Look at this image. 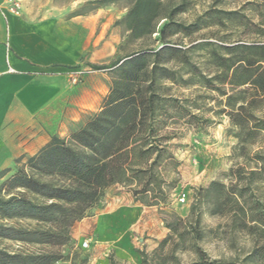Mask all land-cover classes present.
I'll return each mask as SVG.
<instances>
[{"label": "trees", "instance_id": "16d2710c", "mask_svg": "<svg viewBox=\"0 0 264 264\" xmlns=\"http://www.w3.org/2000/svg\"><path fill=\"white\" fill-rule=\"evenodd\" d=\"M117 1L87 0L70 15H83ZM127 1V11L120 21L128 37L139 39L156 33L158 45L130 52L108 65L92 64L95 70L111 73L100 109L87 114L67 137L53 135L34 155L17 158L16 162L23 165L0 183V238L47 245L50 249L24 252L0 248V264H54L62 260L65 256L59 248L68 242L71 227L89 215L111 185H128L137 198L157 196L154 189L159 187V181L153 169L170 158L165 156L161 135L165 119L174 117L169 108L181 109L185 117H192L180 100L164 97L156 90L160 80L192 81V76L183 78L179 69L167 66L176 60L190 65L186 49L169 39L178 33L192 34L210 23L212 17L222 24L223 18L238 15L234 10L210 8L193 22L184 23L174 16L185 11L190 0H180L170 7L164 0ZM221 47L226 53L211 52L217 71L211 76L200 73V81L225 96L220 111L227 114L233 126L246 136L264 133V118L252 110L264 102V43L237 42ZM215 82L227 83L230 89ZM249 90L251 93L243 95ZM255 158L258 167L247 171L241 184L225 185L213 180L198 188L199 205L193 204L190 210L193 221L175 217L167 224L168 234L154 250L141 251V264H236L211 259L197 245L196 241L203 237L198 226L203 202L210 204L211 214H226L235 229L252 236L254 246L249 257L263 258L264 205L254 194L253 184L255 175H262L264 185V155L256 153ZM8 172L9 169L2 170L0 177ZM29 194L43 200L36 201ZM13 218H28L42 225L26 227L2 222ZM177 249H192L197 259L180 263Z\"/></svg>", "mask_w": 264, "mask_h": 264}, {"label": "rangeland", "instance_id": "374dc122", "mask_svg": "<svg viewBox=\"0 0 264 264\" xmlns=\"http://www.w3.org/2000/svg\"><path fill=\"white\" fill-rule=\"evenodd\" d=\"M23 1L28 7L40 9L52 7L51 10L61 8L65 14L70 15L87 0H11L9 9L21 11ZM179 1L164 0L167 7ZM128 4L127 0H119L86 12V14H94L97 18L96 32L85 54V57L93 58L92 63L108 65L130 52L158 45L155 39L156 33L139 39L128 37V31L120 21L127 11ZM210 8L234 10L238 12L239 17L237 15L223 18L222 24L217 23L212 17L210 23L190 35L178 33L171 36L170 42L186 49L190 65H183L176 60L169 62L167 66L179 69L183 78L192 76V81L173 83L164 79L158 82L156 88L164 97L180 100L192 115L185 117L183 115L185 111L169 108V113L174 117L165 119L166 124L161 130V135L165 156L169 155L170 158L153 169V176L159 181V187L154 189L157 196L152 198L149 194L147 197L140 195L139 198L136 197V200L144 205L157 207V216L162 221V227L167 229L166 235L169 232L167 224L175 217L193 221L194 217L191 216L190 210L193 204L199 205L198 188L207 186L213 180L221 181L225 185L235 182L241 184L247 176V171L255 170L259 165L255 154L264 155V133L258 132L255 136H246L244 131L233 126L227 114L220 111L224 108L225 96H221L219 91L200 81L199 77L200 73L211 76L218 69L211 58L212 50L226 53L222 45L237 42L264 43V0H190L187 9L177 13L174 18L184 23L193 22ZM219 16L223 15L219 14ZM200 43H210V45H199ZM87 65L93 72H91L94 76L93 83L98 87V93L100 90L106 92L111 83L110 71L94 70L90 64ZM191 68L192 71H188ZM215 84L219 83L215 82ZM219 85L226 90L230 89L227 83ZM249 93L250 90L243 95ZM252 110L256 116L264 118V102ZM23 163L16 162L14 166L9 167L6 177L20 168ZM261 176L255 175L253 192L264 205V185ZM122 192L133 194L131 188L125 184L107 187L100 203L91 209L87 216L97 214L111 201L112 196ZM181 194L185 195L182 202L179 199ZM29 196L36 201L43 200L33 194ZM209 205L203 202L199 207L198 226L203 231V237L196 241L206 255L211 259L231 261L236 264H264V257H249L254 246L252 236L235 229L226 214H211ZM2 222L26 227L42 225L28 218H13ZM78 222L71 227L68 242L59 248L65 257L54 264H94L93 255L96 253L94 223L91 219L82 224ZM135 236L136 234H133L132 250L139 256L137 262L123 259L110 250L106 251L108 264H141V251L151 253L154 249L147 250L145 244H142L148 235H142V241ZM85 240H89L88 247L82 246ZM0 248L24 252L50 249L47 245L21 243L3 238H0ZM175 254L180 263H189L197 259L192 249L183 251L177 249Z\"/></svg>", "mask_w": 264, "mask_h": 264}, {"label": "crops", "instance_id": "0c3cea01", "mask_svg": "<svg viewBox=\"0 0 264 264\" xmlns=\"http://www.w3.org/2000/svg\"><path fill=\"white\" fill-rule=\"evenodd\" d=\"M10 1L0 0V172L17 158L34 155L53 135L67 137L88 112L100 109L108 92L98 93L87 65L94 60L85 57L96 32L94 14L71 16L24 1L21 11H14ZM156 211L122 192L97 214L79 220L94 223L93 263L108 264L110 250L137 262L133 234L139 241L148 235L142 244L154 249L167 232Z\"/></svg>", "mask_w": 264, "mask_h": 264}, {"label": "built area", "instance_id": "2783aa9c", "mask_svg": "<svg viewBox=\"0 0 264 264\" xmlns=\"http://www.w3.org/2000/svg\"><path fill=\"white\" fill-rule=\"evenodd\" d=\"M12 10H14V9H12ZM179 199H180L181 202L184 201L185 195L184 194H181V196L179 197ZM82 246L83 247H88L89 246V240L83 241Z\"/></svg>", "mask_w": 264, "mask_h": 264}]
</instances>
